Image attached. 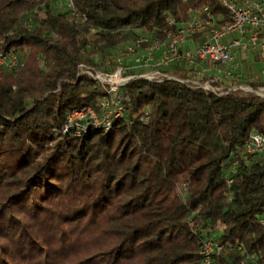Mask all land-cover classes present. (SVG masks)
Here are the masks:
<instances>
[{
    "label": "trees",
    "instance_id": "16d2710c",
    "mask_svg": "<svg viewBox=\"0 0 264 264\" xmlns=\"http://www.w3.org/2000/svg\"><path fill=\"white\" fill-rule=\"evenodd\" d=\"M72 2L0 0V50L26 56L18 78L0 69V264H205L207 241L221 247L210 264H264V153L246 151L264 135L263 97L229 92L225 76L223 94L136 78L110 128L66 130L71 111L108 96L81 65L110 73L123 58L141 75L125 59L139 37L164 40L194 12L225 24L227 9Z\"/></svg>",
    "mask_w": 264,
    "mask_h": 264
},
{
    "label": "built area",
    "instance_id": "2783aa9c",
    "mask_svg": "<svg viewBox=\"0 0 264 264\" xmlns=\"http://www.w3.org/2000/svg\"><path fill=\"white\" fill-rule=\"evenodd\" d=\"M56 1L65 2L66 9L73 11L72 0ZM217 2L229 12L228 23L219 24L211 14L202 18L194 12L191 19L184 24L176 26L175 21L170 20V24L175 25L176 29L168 32L164 40L142 36L129 45L126 48V59L131 58L130 61L133 63L131 68L144 70L141 75L126 76L127 68L123 66V58L118 59L119 66L110 73L96 67L81 65L82 72L106 86L108 96L102 99L98 110L83 107L71 111L66 130L74 129L80 135L90 126L110 128L113 121L119 119L124 112V97L121 92L123 86L136 78L150 81L169 79L223 94L224 89L215 86L224 85L217 84L222 80L221 73L228 77L247 59L250 51L264 49V0H217ZM29 21L31 22V19ZM188 43L192 45L187 46ZM177 63L186 64L189 69L187 76L165 71ZM206 63L218 64L227 69L225 72L217 70L214 74V68L205 66ZM24 64L18 53L0 50V69L14 72L20 70ZM239 90L252 91V88L244 85L228 88L229 92ZM263 91L264 87L260 88L256 95L264 98ZM143 120L148 122L149 115L146 114ZM246 151L263 154L264 135L252 134ZM220 250L221 247L212 241L205 242L202 249L205 264H210L212 254Z\"/></svg>",
    "mask_w": 264,
    "mask_h": 264
},
{
    "label": "rangeland",
    "instance_id": "374dc122",
    "mask_svg": "<svg viewBox=\"0 0 264 264\" xmlns=\"http://www.w3.org/2000/svg\"><path fill=\"white\" fill-rule=\"evenodd\" d=\"M60 4L66 7L65 2H61ZM143 36H146V35H143ZM124 47H125V45H124ZM125 59H126V57H125ZM127 60L129 63L131 62L130 57ZM24 61H26V56L24 57ZM40 64L43 68H45L43 62H40ZM210 67L217 69V70H222L224 72L227 69V67H222L220 65H216V64H212V63H210ZM21 70L14 73L15 78H18ZM215 72L216 71H214L213 73H215ZM221 75H222L221 78H223L225 76V80L227 79V81L229 83H232V85H244L247 87H251L249 84L250 82H253L257 79L264 81V49L259 48V49L254 50V51H250L248 53V57H247L246 61L243 64H241L239 68L234 69V71L231 72V75H229L228 77L226 76V74L224 75V73H221ZM237 92H240L243 94H248V93L258 94L259 89L255 90L252 88V91L239 90ZM262 94L264 95V91L262 92Z\"/></svg>",
    "mask_w": 264,
    "mask_h": 264
},
{
    "label": "crops",
    "instance_id": "0c3cea01",
    "mask_svg": "<svg viewBox=\"0 0 264 264\" xmlns=\"http://www.w3.org/2000/svg\"><path fill=\"white\" fill-rule=\"evenodd\" d=\"M190 45H192V43H188V44H187V46H190ZM193 45H194V44H193ZM205 66H206V65H205Z\"/></svg>",
    "mask_w": 264,
    "mask_h": 264
}]
</instances>
